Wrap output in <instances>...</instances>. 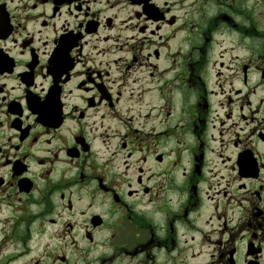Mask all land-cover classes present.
Returning <instances> with one entry per match:
<instances>
[{
    "label": "flooded vegetation",
    "instance_id": "af4514ba",
    "mask_svg": "<svg viewBox=\"0 0 264 264\" xmlns=\"http://www.w3.org/2000/svg\"><path fill=\"white\" fill-rule=\"evenodd\" d=\"M258 8L0 0V264H264Z\"/></svg>",
    "mask_w": 264,
    "mask_h": 264
},
{
    "label": "rangeland",
    "instance_id": "374dc122",
    "mask_svg": "<svg viewBox=\"0 0 264 264\" xmlns=\"http://www.w3.org/2000/svg\"><path fill=\"white\" fill-rule=\"evenodd\" d=\"M264 15V8H258L253 12V19L255 21H257L256 23L252 22L251 29L254 28L256 32L253 33H249V34H244V33H240V32H230V35H226L225 32L221 31L219 35H217L216 40L218 42H223L226 41L228 44V47H231V45L234 46H238V41L240 39V35H248L250 37H252L253 35H256V33H258L257 35L263 34L264 33V19L261 18ZM240 26H243L242 24ZM252 34V36H251ZM251 44H257V42L255 40H251Z\"/></svg>",
    "mask_w": 264,
    "mask_h": 264
}]
</instances>
